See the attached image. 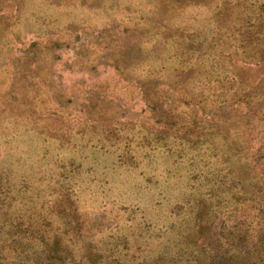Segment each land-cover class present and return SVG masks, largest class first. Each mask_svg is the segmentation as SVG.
<instances>
[{
  "label": "rangeland",
  "instance_id": "1",
  "mask_svg": "<svg viewBox=\"0 0 264 264\" xmlns=\"http://www.w3.org/2000/svg\"><path fill=\"white\" fill-rule=\"evenodd\" d=\"M234 142H264V0H0V246L264 264Z\"/></svg>",
  "mask_w": 264,
  "mask_h": 264
},
{
  "label": "trees",
  "instance_id": "2",
  "mask_svg": "<svg viewBox=\"0 0 264 264\" xmlns=\"http://www.w3.org/2000/svg\"><path fill=\"white\" fill-rule=\"evenodd\" d=\"M192 70L189 69L188 74L191 73ZM208 74H206L207 77ZM208 78V77H207ZM210 79H208L209 81ZM210 82V81H209ZM236 91H234V93L232 94V97H236ZM239 91L241 92L240 95L238 96H242V99H246L247 97L249 99H251L249 96H251V89H243L242 87L239 88ZM219 96V95H218ZM239 100H237L235 102V104L238 102ZM247 112H250V110H248ZM243 117H247V115H242ZM248 119L249 116L247 117V123L245 122L243 126H247L248 125ZM242 119H239L238 122H241ZM237 137V136H235ZM234 150H233V156L237 157V160L242 162L239 165L238 171H235V176L234 178L237 180V184L242 183L245 185V182L248 184V186L251 188L250 191L251 193H249V191H247L246 189H243L241 192H239V196L241 195H248L250 194L252 197V201H255V209L258 213V218L261 220V223L258 224L259 230L261 232H264V192H262V188H260V186H257L255 189V185L250 182V180L255 179L256 182H258L260 179H262V177L264 176V142L260 143V146L257 148V150L254 152V154L252 156H250V160L247 159V157H242L243 161L241 160V147L237 145V143L234 142ZM259 170V172L257 171ZM258 180V181H257ZM256 185L258 183H255ZM260 195V197H258ZM240 198V197H239ZM243 201L245 200V198L242 199ZM15 234V233H14ZM17 234V233H16ZM14 238V237H13ZM242 242H245L244 239H239ZM258 244L262 246H264V238H261L260 240H258V243L255 245L258 246ZM260 247V246H259ZM240 252H235L232 254V258L233 259L236 257V254L241 253V251L244 253H247L246 257L247 259H249V264H259L261 263L263 260L259 259L260 256V252L258 253L259 256L255 255V252L257 251V248H253V246L251 248H248L245 245H241L238 247ZM263 250H261V252H264V248H261ZM5 250H7V252L5 253ZM25 250L21 249L20 251L11 249V248H7L5 249L4 246H0V264H32L28 261V259L22 257L25 254ZM10 254L14 255L12 257H10ZM252 255V256H250ZM263 258V257H261ZM230 259H225L226 260V264H230ZM232 261V260H231ZM228 262V263H227ZM34 264H41L37 261H34Z\"/></svg>",
  "mask_w": 264,
  "mask_h": 264
}]
</instances>
